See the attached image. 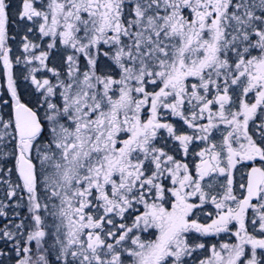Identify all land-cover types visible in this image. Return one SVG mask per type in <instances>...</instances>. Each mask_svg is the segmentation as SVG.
I'll list each match as a JSON object with an SVG mask.
<instances>
[{"label":"snow or ice","instance_id":"obj_1","mask_svg":"<svg viewBox=\"0 0 264 264\" xmlns=\"http://www.w3.org/2000/svg\"><path fill=\"white\" fill-rule=\"evenodd\" d=\"M0 264H264V0H0Z\"/></svg>","mask_w":264,"mask_h":264},{"label":"flooded vegetation","instance_id":"obj_2","mask_svg":"<svg viewBox=\"0 0 264 264\" xmlns=\"http://www.w3.org/2000/svg\"><path fill=\"white\" fill-rule=\"evenodd\" d=\"M16 3H17V0H13V5H15ZM12 31L14 32L15 29ZM218 135L219 134L217 133V136ZM190 163H193V168H194V161H191ZM209 207H211V206H209ZM213 211H214V209H213ZM200 219H201V222H210V221H206L203 216H201ZM204 239L207 240L209 245H211L212 243L219 245V243L229 241L230 239L234 241V237H230V235L224 234V233H221L217 236L205 237Z\"/></svg>","mask_w":264,"mask_h":264},{"label":"rangeland","instance_id":"obj_3","mask_svg":"<svg viewBox=\"0 0 264 264\" xmlns=\"http://www.w3.org/2000/svg\"><path fill=\"white\" fill-rule=\"evenodd\" d=\"M14 19H15V18L13 17V20H14ZM9 27H10V31H12V30L15 29L14 25L11 24V23H10ZM13 49H14V51H15V44H13ZM218 136H219V135H218ZM218 136H217V138H218ZM200 146L202 147L203 145H200ZM196 150H199V149L196 148ZM187 161H188V162L194 161V158H193L191 155H189V156L187 157Z\"/></svg>","mask_w":264,"mask_h":264}]
</instances>
